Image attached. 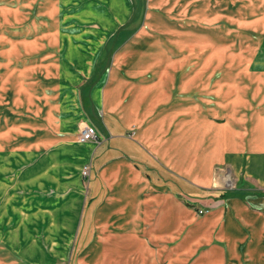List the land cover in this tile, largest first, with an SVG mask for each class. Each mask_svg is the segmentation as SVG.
<instances>
[{
	"label": "crops",
	"instance_id": "crops-1",
	"mask_svg": "<svg viewBox=\"0 0 264 264\" xmlns=\"http://www.w3.org/2000/svg\"><path fill=\"white\" fill-rule=\"evenodd\" d=\"M37 2L33 17L27 7ZM145 4L150 18L161 11L170 21L174 12L186 19L191 10L203 21L220 12L215 0H0V20L11 22L18 11L20 20L51 22L23 36L38 48L35 68L49 79L50 97L66 86L73 111L68 130L60 133L55 120L49 130L71 146L72 173L50 176L65 199L3 208L0 264H264V79L204 82L200 68L186 75L180 55L125 61L123 51L135 49L122 48L135 31L128 25ZM257 12L248 19L264 20ZM60 19L83 28L61 32ZM86 124L97 137L80 142ZM26 143L15 146L19 153L43 147L41 140ZM220 166L231 172L227 187L219 183ZM39 171L36 180L47 177Z\"/></svg>",
	"mask_w": 264,
	"mask_h": 264
},
{
	"label": "rangeland",
	"instance_id": "rangeland-1",
	"mask_svg": "<svg viewBox=\"0 0 264 264\" xmlns=\"http://www.w3.org/2000/svg\"><path fill=\"white\" fill-rule=\"evenodd\" d=\"M216 1L220 12L218 18L213 21L194 19L192 11L187 9H182L188 11L186 19L174 12L170 21L162 16L161 11L154 13L153 19L154 16L150 18L149 14L150 5L145 4L140 12L142 17L139 15L136 18L138 20L135 19L128 25L135 31L127 42L123 43L122 48L131 46L135 49L123 51L125 61L146 65L147 62L160 63L171 59L172 55H180L187 63L186 75L193 76L194 71L200 68L201 72L197 76H201L204 82L211 77H233L235 82L239 83L259 77L263 80L264 20L248 18L255 16L256 9L261 14L264 13V0H215V3ZM40 7L37 2L27 8L31 9V16L34 17L35 12H40ZM63 8L60 7V17L66 15L67 9ZM11 15V22L0 20V35L4 28L10 34V38L0 36V141L5 142L7 146L10 143L9 147L0 146L1 219L3 208H37L36 206H46L50 199L61 203L65 197L54 192L56 188H52L50 176L57 175V171H66L60 175L64 178L73 170L67 158L71 146L67 148L62 143L64 137L63 140L52 139L49 131L50 126L54 127V120L60 133L70 128V120H67L73 113L72 102L66 97V86H59V94H54L58 95L59 100L51 101L54 96L50 97L53 93H50V86L47 84L49 79L40 78L35 68L38 48L34 47L31 40L33 38L25 39L23 36L24 33L30 36L32 29L50 27L51 22H34L29 18L20 20L18 11L16 15L11 11ZM54 24L53 22V26ZM73 27L83 28L77 21L58 20L61 32L70 31ZM171 30L185 31L186 36L173 35ZM24 43L27 45L26 51ZM8 44L11 45L10 48ZM174 48H180L181 51H174ZM164 51H169L170 54H163ZM8 53L12 61L9 60V63L5 64L2 58ZM180 70L182 71V67ZM19 77H24L21 83ZM2 125L5 127L1 128ZM26 140V144L41 140L43 145L40 147H43L37 148L32 155L28 154V150V153H19L15 146H18L19 141ZM52 167L54 169L51 173ZM41 168L44 171L43 177H47L36 180L34 173ZM217 174L221 178L222 182L219 183L222 187L230 185L231 181L228 179H231V172L225 166H220ZM199 210H203V213L206 211L198 209L200 215L203 213Z\"/></svg>",
	"mask_w": 264,
	"mask_h": 264
},
{
	"label": "built area",
	"instance_id": "built-area-1",
	"mask_svg": "<svg viewBox=\"0 0 264 264\" xmlns=\"http://www.w3.org/2000/svg\"><path fill=\"white\" fill-rule=\"evenodd\" d=\"M97 137V131L96 128L93 125L90 124H86L81 131L79 132L78 135V141L80 142H86V141H90L93 140ZM90 172V166L89 165H85L82 168V173L84 177H88ZM200 213H203V210H199Z\"/></svg>",
	"mask_w": 264,
	"mask_h": 264
},
{
	"label": "bare ground",
	"instance_id": "bare-ground-1",
	"mask_svg": "<svg viewBox=\"0 0 264 264\" xmlns=\"http://www.w3.org/2000/svg\"><path fill=\"white\" fill-rule=\"evenodd\" d=\"M85 7V6H84ZM262 10V9H261ZM124 17V16H123ZM110 26V25H109Z\"/></svg>",
	"mask_w": 264,
	"mask_h": 264
}]
</instances>
